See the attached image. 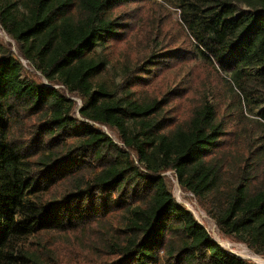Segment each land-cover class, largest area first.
I'll list each match as a JSON object with an SVG mask.
<instances>
[{
  "label": "trees",
  "instance_id": "trees-1",
  "mask_svg": "<svg viewBox=\"0 0 264 264\" xmlns=\"http://www.w3.org/2000/svg\"><path fill=\"white\" fill-rule=\"evenodd\" d=\"M21 3L0 0V264H258L165 172L264 255V0Z\"/></svg>",
  "mask_w": 264,
  "mask_h": 264
},
{
  "label": "rangeland",
  "instance_id": "rangeland-1",
  "mask_svg": "<svg viewBox=\"0 0 264 264\" xmlns=\"http://www.w3.org/2000/svg\"><path fill=\"white\" fill-rule=\"evenodd\" d=\"M170 8L173 12V18L179 19L178 9L173 7V6H170ZM15 11L19 16H22L23 14L27 13V9L23 7L21 0H17V5L15 7ZM0 39H3L4 41H11L12 43L14 42L13 39L11 37H9L5 33V31L2 29L1 24H0ZM97 50L108 61V71H109V77H110L111 83H118L123 76L121 61H119V58L117 57L116 54L108 51V49L104 48V46L101 44H99L97 46ZM23 60L25 61V59H23ZM25 65L27 68H31V66H29L27 63H25ZM42 80L45 84L51 85L48 82V80L43 76H42ZM57 86H59V85H57ZM72 97L77 100L78 107L76 109V114L79 116V109L81 108V105H82V99L79 95H74ZM100 127L102 129H104L106 132L108 131V133L117 142H120L119 137L117 135V132L115 130H113V129L105 126V125H102ZM175 178H176L175 174H174V176H173V174L165 176V179H166L169 187L171 188L172 192L174 193L177 201L186 205L191 211L193 209L195 211V213L197 214V216L199 217V221L202 222L206 227H209V230L211 231V225L214 224L215 221L212 218H210L207 215V213L198 205L196 197L192 193L184 190L181 187L179 180L177 179V182H176ZM204 216H205V218H204ZM217 230H218V228H217ZM218 232L220 233V239L223 243L222 245L226 249H228L230 251H234L237 254H239V255L243 256L244 258H247V259H251L250 257L252 256V254L258 255L260 258L264 259V255L256 253L245 242L227 238L220 230H218ZM211 233H212V235H215L212 231H211ZM220 239H216V240L220 242ZM252 258H254V257H252ZM256 261H258V260H256ZM259 263L264 264V262H259Z\"/></svg>",
  "mask_w": 264,
  "mask_h": 264
},
{
  "label": "built area",
  "instance_id": "built-area-1",
  "mask_svg": "<svg viewBox=\"0 0 264 264\" xmlns=\"http://www.w3.org/2000/svg\"><path fill=\"white\" fill-rule=\"evenodd\" d=\"M108 132V131H107ZM173 174V176H174V174H175V176H176V182H177V179H178V177H177V175H176V173L174 172V171H167V172H165V176L166 175H172ZM204 218H205V216H204ZM202 221V220H201ZM202 223V222H201ZM203 224V223H202ZM207 228V230L209 231V233L212 235V233H211V231L215 234V235H212L213 236V238L214 239H220V233L218 232V230H220L219 229V227H218V225L216 224V222L214 223V224H212L211 225V231L209 230V227H206ZM217 228H218V230H217ZM220 242H222L221 241V239H220Z\"/></svg>",
  "mask_w": 264,
  "mask_h": 264
},
{
  "label": "water",
  "instance_id": "water-1",
  "mask_svg": "<svg viewBox=\"0 0 264 264\" xmlns=\"http://www.w3.org/2000/svg\"><path fill=\"white\" fill-rule=\"evenodd\" d=\"M192 212L194 213V215L196 216V218L199 220V217L197 216V214L195 213V211L192 209ZM221 244H223L222 242H221ZM233 253H235V254H237L236 252H234V251H232ZM237 255H239V254H237ZM239 256H241V255H239ZM243 257V256H242ZM251 259H253V260H255L254 258H252V257H250ZM255 262H257L258 264H261V263H259L258 261H256L255 260Z\"/></svg>",
  "mask_w": 264,
  "mask_h": 264
},
{
  "label": "bare ground",
  "instance_id": "bare-ground-1",
  "mask_svg": "<svg viewBox=\"0 0 264 264\" xmlns=\"http://www.w3.org/2000/svg\"><path fill=\"white\" fill-rule=\"evenodd\" d=\"M231 246V245H230ZM251 257H254L256 260H258L259 262H264V259L260 258L258 255L252 254Z\"/></svg>",
  "mask_w": 264,
  "mask_h": 264
}]
</instances>
